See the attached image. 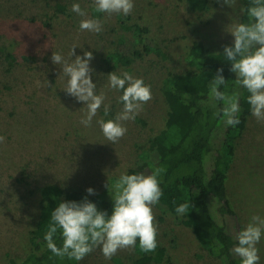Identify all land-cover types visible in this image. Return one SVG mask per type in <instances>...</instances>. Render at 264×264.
Segmentation results:
<instances>
[{"label":"rangeland","instance_id":"374dc122","mask_svg":"<svg viewBox=\"0 0 264 264\" xmlns=\"http://www.w3.org/2000/svg\"><path fill=\"white\" fill-rule=\"evenodd\" d=\"M207 1V10L189 11L183 0H134L131 14L108 16L94 15L92 0H0V135L5 137L0 144V264H10L9 258L18 262L29 250L27 232L37 219L42 185L79 186L91 196L101 192L112 176L119 177L135 165L138 152L164 123L167 106L160 90L162 79L168 72L190 69L184 56L192 40H201L210 51L224 50L233 42L228 31L238 21L239 0L235 8L223 0ZM73 3H79L90 18L100 19L103 31H81L82 17L71 11ZM120 17L146 26L147 35L167 57L145 55L129 67L110 71L103 57L115 48ZM73 45L75 55L92 52V82L110 105L108 116L102 106L91 127L80 123L85 103L63 90L61 66L51 61L53 52L67 58ZM123 71L143 78L151 86L152 99L135 120L125 123L126 134L112 144L96 121L112 119L121 110L122 91L107 87V74ZM46 80L52 87L46 86ZM225 184L238 231L253 215L264 217V122L252 114L235 140ZM210 207L212 215L221 218L211 201ZM153 211L157 243L165 246L168 258L154 264H220L200 246L191 228L156 206ZM257 247L264 264V238ZM135 257L129 248L105 259L97 247L77 264H116L113 258L133 264Z\"/></svg>","mask_w":264,"mask_h":264},{"label":"trees","instance_id":"16d2710c","mask_svg":"<svg viewBox=\"0 0 264 264\" xmlns=\"http://www.w3.org/2000/svg\"><path fill=\"white\" fill-rule=\"evenodd\" d=\"M183 2L189 11L208 9L207 0ZM239 2L241 6L247 7L250 0ZM92 10L94 15H100L94 8ZM119 19L115 48L103 57L110 71L118 66L129 67L135 59L145 55L167 57L159 43L147 35L146 26L127 23L121 17ZM238 20L246 22V16L240 13ZM184 59L190 69L185 72H168L161 82L160 90L167 106L163 126L148 138L147 147L138 152L135 165L125 173L149 174L154 168H163L160 176L163 195L155 206L191 228L200 246L220 264H240L239 257L232 252L237 244L235 235L238 230L225 183L234 156L235 140L242 134L246 119L251 114L246 101L248 93L243 88L239 89V123L225 126L220 115H214L223 106L222 102H216L217 107L214 109L208 100L211 80L218 69H222L221 74L227 81L221 90L229 94L236 90L235 73L230 71L231 62L226 59L224 50L210 51L201 40L195 39L187 48ZM205 162L208 169L205 168ZM118 178L112 176L108 190L106 186L91 196L79 186L60 187L53 183L42 185L39 189L37 219L27 232L29 250L18 262L9 258L10 264H77L79 261L67 257L62 259L48 249L44 237L51 223V212L61 202H81L86 198L98 210L110 216L113 208L112 185ZM210 201L221 218L212 215ZM181 203H189L187 214L176 213L175 209ZM53 239L58 247L62 246L59 231ZM157 245L155 251L149 253L137 245L134 248L136 257L133 264H154L163 261L165 257L168 259L165 246ZM113 260L116 264H122L118 258Z\"/></svg>","mask_w":264,"mask_h":264},{"label":"clouds","instance_id":"9594fccd","mask_svg":"<svg viewBox=\"0 0 264 264\" xmlns=\"http://www.w3.org/2000/svg\"><path fill=\"white\" fill-rule=\"evenodd\" d=\"M223 3L235 8L237 0H223ZM96 13L108 16L113 14L127 16L134 8V0H92ZM71 11L82 17L79 23L81 31L99 34L103 31V23L98 18H90L79 3H73ZM240 13L246 16V22L237 21L231 24L233 37L231 46H224V55L231 62L230 71L235 73L236 90L230 94L222 91L227 84L222 69L211 80L209 103L212 108L216 102L222 107L214 115H220L225 126L239 123L240 88L248 93L246 101L252 116L258 122H264V0H250L247 7L241 6ZM73 45L67 58L59 52H53L51 61L61 66L65 77L63 90L79 102L85 103L84 115L80 123L91 127L93 118L103 106L104 115L108 116L110 105L105 104L106 95L97 93V86L92 82L93 69L89 62L92 52L85 51L83 57L75 55ZM75 55V59H72ZM47 81V80H46ZM47 87H52L47 81ZM107 87L113 91H122L118 102L121 110L112 119H98L104 138L116 144L127 132L125 123L135 120L143 111L144 105L152 99L151 86L145 84L143 78H137L128 71L107 74ZM187 96V94H186ZM5 137L0 135V144ZM164 169L154 168L149 174L122 173L112 185L113 208L111 215L97 209V206L86 198L81 202H61L51 212V223L44 237L48 249L60 258L67 257L75 261L83 260L97 247L105 259H111L122 249L139 248L153 252L157 248L158 226L153 208L163 195L160 187V176ZM109 185L107 184V190ZM94 194L92 188L86 190ZM189 203H181L176 207L180 215L189 212ZM62 237V246L58 247L53 237L57 232ZM264 238V217L253 215L244 228L235 235L236 246L232 252L239 257L240 264H260L257 245ZM222 247V245H220Z\"/></svg>","mask_w":264,"mask_h":264}]
</instances>
